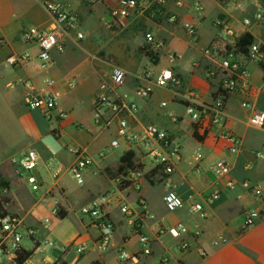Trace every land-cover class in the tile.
<instances>
[{
  "label": "crops",
  "instance_id": "obj_1",
  "mask_svg": "<svg viewBox=\"0 0 264 264\" xmlns=\"http://www.w3.org/2000/svg\"><path fill=\"white\" fill-rule=\"evenodd\" d=\"M48 1L50 0H37L38 7L41 4L46 13L47 11L45 9V4ZM53 1L61 2L70 12L81 17V8H78L76 10L73 9L70 0H53ZM80 1L83 4L92 3L95 6L102 5L101 6L102 9L108 7L107 6L108 2L106 0H92V2H87L84 0H80ZM142 1H146V0H142ZM213 1L215 2L218 8V12L216 14V19L211 23L210 26L211 33L208 40L205 41L206 44L199 43L202 40V30L200 31L199 27H201L203 22H205L206 16L203 17L202 23L198 20L195 23L194 18H191L189 14L191 8L194 7L197 2H200L204 8V11L202 14H198V15H204L205 7L202 4V0H185L184 6L180 8L168 4L164 7L165 13L156 15L155 17L154 15L147 16L145 15V13L138 12L136 15L130 17L127 21L121 24H115L111 28L110 32L107 33L108 35L107 37H105L107 39L106 44H104L105 46L111 47L113 46V43H115L117 46L118 45L125 46L124 49L126 52L128 51L127 53L129 54L128 62L122 60V62L116 66H112L111 64L106 63L107 65L111 66V70L109 69L110 71L109 70L107 71L109 72V75L114 67H118L126 71L127 79L122 88L125 87L130 88L132 93L135 95L134 93L135 89L140 85H144V81L142 80L141 77L144 75L145 72H150L152 73L153 76H157L164 69H172L176 74L179 75V77L183 82V87L180 90H177L178 92L171 90L170 91L164 90L166 92L172 93L171 94L172 96L170 97L171 101L169 103L166 102L165 100H160L156 102L155 105L154 94L150 99L139 98L145 103V105L142 108H139V106H137L138 111L134 115H127V119L129 120L131 126L135 130H139L143 126L148 124H154L161 129L163 128V130L165 131L168 130L167 132L169 133V135L177 143H179L176 137V132H174L172 129L169 128L171 127L172 124H178L179 121H181L182 123L183 117H181V115L176 114V112H174L172 108L171 110H164L167 107V105H169V107L175 105L178 107H183L185 109V107L188 105V102L184 99V95L187 91H193L197 98V102L200 104L210 103L213 100L219 86L220 77L217 75L214 76L213 78H208L207 71L210 67L209 66L210 63L208 60L205 59L203 55V51L216 38L217 30L215 28V23L217 20L219 19L228 20L230 22V25L236 30L239 36H243L246 33L251 34L255 38L254 43L260 45L264 50V26L261 24H253L249 28L244 27L243 20L245 18L243 20H239L238 17H236L235 15L237 11L240 10L234 8V5L240 3L243 6L242 3L243 0H226L227 4H220L216 0ZM254 1L258 6L256 14L259 12L262 13L263 12L262 2L260 0H254ZM37 2L34 1V3L29 4L25 2V0H18V1L2 0L1 3L4 6L1 9L4 10L7 6L10 7L11 5L13 6L16 4L18 8H23L25 10L28 9V11L30 10V12L35 10L37 12L38 11ZM241 10L242 11L245 10L244 6L243 9ZM171 14L177 15L178 24L171 25L168 23V17ZM184 16L188 17V19L190 18L191 20H193V23L191 22L192 24H190V26H195L198 29L199 39L197 41H193L192 39H190L185 29L184 31L185 34H183L184 38L185 37L189 38L194 42V44H190L188 42L186 53L182 52V54L178 56V52L174 48L175 46L174 43L176 39L180 40V37L182 36L183 33L182 29H184V23H183ZM2 17L3 16L0 15V38H5L6 40H9L10 35L8 34L12 32L16 33L14 39H11L14 40V42L6 46H3L2 53H5L7 51V54L4 56V62H5V57L8 54L15 51L18 52L17 47L19 43L22 42L20 37L25 27H20V28L16 27L10 20L5 19L6 21H3L4 19H2ZM49 22H50V17L46 25H48ZM38 27H43V26L39 25ZM119 32H124L128 35L126 36L125 39L129 42L130 41L132 42L131 47L133 49L131 51H129L131 48L128 46L129 42L123 41L124 40L123 38L118 39ZM146 34H152L157 40L162 41L164 47L158 51L155 50L153 47L148 46L145 40ZM81 42H79V40H76L75 37L73 36L68 37L65 39V49H67L66 47H68L67 45L69 44L71 45L74 44L75 46H77L76 44L79 45ZM95 43H97V41H95ZM147 52H150L152 54V57H149L147 55ZM168 54H173L176 56L175 63L171 64L169 62ZM241 54L242 53L239 54L238 58H241L242 60L245 61L246 58H244V56ZM162 58L166 61H162L161 60ZM31 63L32 61L29 62L22 69L25 70ZM101 63L103 62L100 61L97 63L96 66H92V68H94L97 73H101V70L97 68ZM249 67L251 70V80L253 86V100L256 103L257 108L264 111V70L262 69L259 63H249ZM77 69L78 68H74L71 72L75 73ZM107 72L104 73V76L107 74ZM52 80H54L55 82L54 86H55L56 81L55 79ZM31 84L35 86L34 83ZM104 95L109 97H114V94L111 93L110 91L101 92L95 95L93 105L98 96H104ZM115 95L121 96L122 98L125 99L126 102L130 103V101H127V98L122 96L121 93L118 92V90L115 92ZM237 100L241 101V98L239 96L231 97L228 100L226 107L228 129L232 134L241 138L243 142V146L240 152L233 157L227 156L226 154L221 152L219 148V144L221 141L217 140L216 136H211V133L206 137H199V138L195 137L193 130L191 128V124L190 122L188 123L187 133L191 135L195 140V145L193 147L192 154L195 150H198V152L201 154L200 165L202 167V173L197 174L195 172L194 170L195 163L193 166L188 168L187 164H185V162L182 161V163H180L179 166L177 167L176 172L170 178V182L172 183V187L185 200L186 204L184 209L187 215L189 216V218L177 219L175 222L169 223L164 219H162L161 217H158L154 213L157 217V220L147 221L145 228L141 232L142 234L148 236L152 240V248H153L152 255L150 257L145 258L142 264H149L153 260H155L153 264H159L160 259L165 255H168L170 257V264H264V215H262V219L258 221L254 226L244 230L245 213L252 210H260V209L264 211V202L256 200L252 192L244 189L242 184L245 180H247L250 182L251 186L260 188V190H262L263 193H264V189L260 185L261 184L260 180L255 179L253 177L254 176L253 173L250 172V169L253 166L251 162L254 163L259 162V160L256 159V153L259 151L256 152L253 151V149L250 150L247 147V143H246L247 135L245 132H242V130L239 127L240 120L235 119V117L232 116L230 113V109L234 108L233 104ZM162 103H165L166 105L162 106L161 105ZM151 104L155 105L154 108L156 109L153 108L154 111H152L151 108H149V106L151 107ZM61 109L66 111V109H64L60 105L59 110L62 111ZM184 114H186V112ZM171 115H175L179 117L178 123H174L172 121ZM250 115L251 112L247 118V123H246V126L248 128H249L248 119ZM109 116H110L109 113H105L103 115V118L101 119L100 118L98 119L97 116L95 119V123L101 126L102 125L101 120L103 119V121L108 122ZM67 117L69 118V114H67ZM64 121L61 122L59 129L56 128V131L54 130L51 132L52 136L49 137H51L55 141V146H50V144L47 143L50 151L48 155L45 156H49L50 157L49 159L56 158L66 168H69L75 161V158L71 153V149L69 150L72 156V160L70 162H63V160H61V152L58 150L59 147L61 146L63 147L65 145L62 139V134H64L65 132ZM260 131L264 132V129ZM260 146L264 148V140H262ZM80 147L85 148L88 155L94 160V164L87 169L88 172L87 176H89V178H87V181H85L86 184L84 183L83 190L81 191L80 200H84V203L82 205L83 206H85L84 204L87 205L91 199L101 196L106 192H116V194L118 195L125 192L123 191L122 193H118L119 187L116 184L115 180L117 176L120 174L119 169L122 165L120 159L125 153L131 151V148L127 147L123 155H120L117 159L112 158L111 155L105 156L104 158H100V154L102 153V151H100L98 152V156H99V160H98L94 157L93 153L90 151V145L87 144L84 147L83 146ZM201 150L203 153L201 152ZM39 156L41 160L42 155L39 154ZM49 159L46 157V159L44 160L48 162ZM138 159L139 158L136 157L134 161L137 162ZM216 160L227 161L231 165L232 171L236 169H240L243 171H247L248 174H245L243 177L237 179V177L234 178L231 173V177L233 178V180L234 181L236 180L235 189L227 190L223 186L221 198L216 203L209 205L203 202L202 195L210 192L215 186L216 178L213 175V173L209 171V168L212 165H214L212 164V162H215ZM14 172L17 180L20 181V174H18V171L15 167H14ZM37 174H39V177L43 180V177L40 174L39 170L37 171ZM2 177L3 180L6 181L3 175ZM62 180L60 178L56 182V187L53 189L51 194H48L49 190L53 186L50 187L44 193V195L42 196V198L38 203L33 202L32 200L33 203L31 204L28 211H26V208L24 209L23 207L21 209L16 210L15 213H18V215L20 216L17 217H19L25 223L26 226L35 228V224L37 222L36 216L37 215L39 216L40 212L46 213L48 215L44 219V221L46 219L50 220L49 227L53 219L59 218V220L61 221L65 220V219H61L60 216L57 217L53 216L51 212L52 210L51 206L53 201L52 198L59 200L61 209L62 211L67 213V216L70 207H74V205L71 204L72 203L71 199L73 195L70 193V190L66 187V184ZM157 182H160L165 188L163 195L164 198L167 192V188L165 186L164 175L162 173V170L158 166L152 168L145 175V179L142 184V194L144 195L145 198L146 196L145 193H143V185L148 184L153 186ZM6 189H7V195H11L13 193L16 194V191H21V190L23 191V189L25 188H23L21 183L20 186L19 185L17 186L16 188L17 190L16 189L14 190V188L12 189V186L6 187ZM191 196H194V199H190ZM194 201H202L204 203V206L209 213L208 219L206 220L201 219L200 221L199 220L195 221L194 218L196 215L189 214L188 211L189 206ZM4 205L6 208V204ZM116 209L117 208L115 206L107 207V213L109 214V217L111 218L114 224L113 244L108 252L101 253L97 248L96 242L99 238L98 230H95L97 231V234L95 236L93 237L86 236L85 239L81 240V231L88 232L87 228L85 230L84 226H81L80 232H77L74 236L73 243H75L78 240H81L79 243H77V245L84 243L88 249L87 243L90 242L93 248L96 249L97 251L96 258L92 259V261L89 264H121L118 259V251L120 249L124 248L130 252H135V253L141 250L139 235L138 232L136 231V227L133 224V222L136 221L137 218L128 217L125 219H116L114 218V213ZM7 213L10 214L9 212ZM11 215L16 216V214L15 215L11 214ZM198 219L200 218L198 217ZM43 222L41 224H43ZM126 223L127 226L132 227V229H134L135 233L137 234L136 236L137 248L135 249L130 247L132 241L135 238L133 239V237H131L129 233H127V231L125 230ZM179 223L185 225L186 227L185 232L175 233L173 231H168L165 235L161 237L158 236L157 234L158 230L162 225L166 224L168 225V228L169 227L172 228ZM90 228L95 229L93 226H90ZM37 231L38 230L36 229V233ZM168 235H171L172 239L174 240L173 244H169L170 239L168 240L167 238ZM35 236L33 240L35 245L41 244L39 241L36 240ZM182 241H186L190 244V249L186 252H181L178 249V245ZM51 243L53 245H49V244L48 245L51 247H55V242H51ZM39 248L40 246L36 247L35 250L37 251L39 250ZM25 250L29 251L28 249ZM61 250L63 251V253H65L64 248H62ZM36 251H33V255L25 264H54L58 259L62 258L60 257L57 259L54 257L53 259L50 260L47 259L48 261L46 262L45 259H42V262L41 261L32 262L33 256ZM71 264H79V263L72 262Z\"/></svg>",
  "mask_w": 264,
  "mask_h": 264
},
{
  "label": "built area",
  "instance_id": "obj_2",
  "mask_svg": "<svg viewBox=\"0 0 264 264\" xmlns=\"http://www.w3.org/2000/svg\"><path fill=\"white\" fill-rule=\"evenodd\" d=\"M91 2L92 0H84ZM108 2V13L110 15V22L107 27L110 29L115 24H121L127 21L130 17L136 15L138 12L145 13L150 10V16L164 14V7L168 4L175 7H183L185 0H153L147 7L144 6L142 0H106ZM220 4H227L226 0H216ZM228 6V5H227ZM236 9H243L242 4L234 5ZM45 9L50 17L48 25L43 27L30 26L25 28L21 33L22 43L36 47V53H31L27 50L22 52H11L5 57L7 66L20 70L24 68L29 62L37 60L41 70H48L52 62V52L65 51V39L68 37H75L76 40L82 41L84 34L79 30L80 19L79 16L70 12L61 2L50 0L46 2ZM197 14H202L204 11L200 2L194 6ZM168 23L171 25L178 24V17L176 14H171L168 17ZM253 24H261L264 26V13L259 12L253 18H245L243 20L244 27H251ZM217 30L215 40L203 51L206 60L209 61L210 67L207 71L208 78L219 76V86L215 97L210 103L200 104L193 91H187L184 99L188 102L185 107L186 116L190 120L191 128L194 136L206 137L213 130L219 133L216 135L217 140L228 144V152L231 155H236L240 152L243 142L241 138L232 134L228 129L226 107L228 100L233 96L241 98V107L251 112L248 119V126L251 129H264V111L257 108L253 100V86L251 80V70L249 63H264L263 48L253 43L248 48L246 54H241L246 58L242 60L239 57L240 52L237 50L239 36L236 30L230 25L226 19H219L215 23ZM186 33L190 39L197 41L199 39L198 29L195 26H190L186 29ZM146 44L153 47L155 50H161L164 47L162 41L157 40L152 34H146ZM168 60L171 64L175 63L176 56L168 54ZM144 85L138 86L134 93L140 99H150L156 89H163L168 91L180 90L183 87V82L178 74L172 69H164L157 76H153L150 72H145L141 77ZM127 73L125 70L114 67L112 72L107 77L101 89L110 91L114 97L98 96L94 103V109L98 119L103 118L105 113H109L108 122L102 121V126L108 127L112 122L117 123V134L123 138L125 144L135 151L137 157L140 159L147 155L157 162V166L162 170L164 175L165 186L167 192L163 198L165 208L170 213H175L185 207V200L172 187L170 178L176 172L177 167L184 160L183 150L179 143H177L167 131L159 128L154 124L143 126L139 130H135L127 115H134L137 111L135 103H128L115 92L122 88L126 82ZM54 80L46 79L43 87L38 88L32 84L25 85L26 105L30 110L40 111L45 118L51 122H57L60 118H65L66 115L59 110L58 97L53 91ZM74 87V84H70ZM165 106V103L161 104ZM174 123H178L179 117L171 115ZM196 137V136H195ZM121 143L114 139L109 145L110 149L120 148ZM75 161L66 168L56 158H52L47 162V171L52 180V188L48 194H51L56 187V182L65 174L70 173L78 184H84V171L94 164V160L88 155L85 148L71 149ZM195 159L194 170L197 174L202 173L201 157L198 150L193 152ZM105 154L102 152L100 158H104ZM256 159L264 162V153L257 152ZM40 156L36 150H28L20 157H14L11 162L17 169L23 170L27 174L26 183L32 188L34 192L40 191L44 185V180L37 174ZM209 171L213 173L216 178L214 188L202 195L203 202L212 205L216 203L222 195V187L227 190L235 189V181L231 177V165L223 160L212 165ZM144 165L141 160L134 161L131 167L125 168L116 178L115 182L118 185V193L123 191L133 190L136 193L134 199L135 208H131L124 203V199L116 192H106L105 194L93 198L90 202L79 210V217L81 219L88 218L91 220L93 226L99 232V238L96 242L97 248L101 253L108 252L113 244L114 239V224L107 213V207L115 206L124 216L135 217L133 222L136 231L139 235L141 250L139 252H130L124 248L118 251V259L121 264H142L143 260L150 257L153 253L152 240L142 234V230L146 226L147 221H156V215L150 210L147 199L142 194V184L145 179ZM54 184V185H53ZM221 185V186H220ZM243 188L252 192L254 198L258 201L264 202V193L260 188L251 186L250 182L245 180ZM7 196V189H0V204L6 211L3 203V198ZM190 199H194L191 196ZM52 215L60 216L62 209L58 199L52 198ZM202 201H194L189 206V214L196 215L202 220L209 218V213L206 210ZM264 215L263 210H252L245 213L244 230L254 226L262 219ZM50 220L46 219L43 222V227H49ZM22 230L30 240H34L36 229L26 226L25 223L11 214L4 215L0 210V264H15V260L19 252L24 250ZM168 231L175 233H183L186 231L184 224L179 223L174 227L162 225L158 230V236L165 235ZM198 235V234H196ZM49 245H53L51 242ZM87 247L84 243L76 245L77 254L85 253ZM181 252H186L190 249V244L182 241L178 245ZM65 251V249H64ZM159 264H170V257L163 256Z\"/></svg>",
  "mask_w": 264,
  "mask_h": 264
},
{
  "label": "rangeland",
  "instance_id": "obj_3",
  "mask_svg": "<svg viewBox=\"0 0 264 264\" xmlns=\"http://www.w3.org/2000/svg\"><path fill=\"white\" fill-rule=\"evenodd\" d=\"M34 1L37 2V0H25V2L29 4L34 3ZM152 1L153 0H146L142 2H144V6L147 7ZM1 2L2 0H0V15L3 16V21L10 20L16 27L27 28L30 26L38 27L39 25L45 26L47 21H49V14L44 11L41 4L38 7V2L37 12L35 10L30 12L28 9L25 10L23 8H18L16 4L13 6L11 5L12 7L7 6L8 8L6 7L2 10L1 8L4 5ZM70 3L72 4V8L75 10L81 8V17L79 16V30L84 34V39L82 42L79 41L81 43L79 45L76 44L77 46L74 44L67 45V49H65L62 53L53 51L51 54L53 65H51L48 70H41L39 68V62L36 60H33L25 70H15L7 66L4 62V56L7 54V51L2 53L3 46L13 43L14 40L11 39H14L16 33L12 32L8 34L10 35V41L5 38H0V173L4 176L7 187L12 186V189L14 188L15 190L17 186H20L22 183L23 188L26 189V192L25 189H23V191H16V194L13 193L3 198V203L6 204L7 212L14 215L16 214V216H19L18 213H15L16 210L23 207L24 209L26 208V211H28L31 204L33 202L38 203L44 193L52 186V180L50 179L47 171V161L44 159H46V157L48 159L50 158L49 156H45L48 155L50 151L48 144H50V146H55V141L49 137L52 136L51 132L54 130L56 131V128L59 129L61 122L66 118L67 119L64 121L65 132L62 134L63 143L65 145L58 148L61 152V160H63V162H70L72 160V156L69 151L70 149L79 148L80 146L84 147L87 144L90 145V151L98 160V152L100 151H102L105 156L111 155L112 158L117 159L120 155H123L125 149L128 147L123 141V138L119 137L117 134L116 122H112L108 127L105 125L99 126L95 123L97 114L93 105L95 95L104 92V90L101 89V86L105 81H107V77L109 75V72L107 71L109 69L111 70V66L106 63L116 66L120 64L122 60L128 62V51H125V46H117L115 43H113V46L111 47L104 45L107 42L105 37H107V33L111 30V28L109 29L107 27L108 22L111 20L106 7L102 9V5L95 6L92 3L83 4L80 0H70ZM242 3L245 10L237 11L235 14L236 17H238L239 20H243L244 18L253 20L258 9L255 1L243 0ZM202 4L205 7L204 15H198L194 7L191 8L189 14L191 18H194L195 23L197 20L202 23L203 17L206 16L205 22L202 23L201 27H199L200 31L202 30V40L199 43L206 44L205 41H207L210 36V26L216 19L218 8L213 0H202ZM149 12L150 10L145 12V15L150 16ZM191 22L193 23V20L184 16V29H182V36L180 37V40L176 39L174 43V48L178 52V56L181 55L182 52L186 53L188 42L190 44H194L192 40L187 37H185V39L183 36V34H185V29L190 27V24H192ZM118 34V39L123 38V41L129 42L125 39L126 36H128L126 33L119 32ZM95 41H97V43H95ZM128 46H132L131 41ZM132 49L133 48L131 47L129 51ZM17 50L18 52L27 50L31 53H36V47L34 45L28 46L24 45L22 42L19 43ZM161 60L166 61L163 58ZM100 61L103 63L99 64L97 68L101 70V73H97L92 66H96ZM74 68H78L75 73L71 72ZM106 72L107 74L104 76V73ZM50 78L55 79L56 81L53 91L58 97L59 106L61 105L64 109H66V111L61 109L66 117L60 118L57 123L49 121L38 110H30L26 105L25 99L27 94L25 85L27 83H34L35 86L41 88L44 85V81ZM71 83L74 84V87L70 86ZM118 92L127 98V101L135 103L139 106V108H142L145 105V103L137 98L128 87L122 89L120 88ZM171 94V92L156 89L154 92V104L156 105V102L160 100H165L169 103L171 101ZM154 104H151V107L149 106L152 111L156 109L154 108ZM233 105L234 108L230 109V113L235 117V119L240 120L239 127L242 132H245L247 135V147L250 150L253 149V151L264 153V148L260 146V143L264 140V132L251 129L246 126L250 111L241 107L240 100L235 101ZM171 108L174 112H176V114L183 117L182 123L179 121L178 124H170L171 127L169 129L176 132V137L183 150V162H185L189 168L195 163V159L192 154L195 140L187 133L188 123L190 120L186 114H184L185 109L183 107L175 105L169 107V105H167L164 110H171ZM67 114H69V118L67 117ZM218 133L219 132L217 130H213L211 136H216ZM114 139L121 143L120 148H109V145ZM219 148L221 152L227 156H235L228 153L227 143L221 141ZM28 150H36L40 155H42L38 164V170L42 175L45 184L38 192H34L32 188L27 185V174L21 169H19L18 172V174H20V181L17 180L14 167L11 162L14 157L18 158ZM139 160L140 157L138 161ZM141 161L144 165V173H148L152 168L157 166V162L147 155H144V157L141 158ZM219 162L220 161L216 160L215 162H212V164L215 165ZM251 164H253V166L250 169V172L253 173V177L255 179L260 180V185L264 189V162H251ZM231 173L233 177H237V179L243 177L245 174H248L247 171L240 169H236ZM87 175L88 172L86 169L84 171V183L87 181V178H89ZM60 178L61 180L63 179L62 181L66 184V187L73 195L71 204H73L74 207H70L68 210V216L65 220L61 221L59 218L53 219L50 227L47 229H45L41 223L48 215L43 212H40L39 216L35 215L37 219L35 228L38 230L35 238L41 244L35 245V243L28 238L26 231L22 230V234L24 236L23 247L24 249H28L33 252L36 251V247L40 246L39 250L35 252L32 262H42V259H45L46 262L54 257L57 259L62 257L68 264H71L72 262L89 264L92 259L96 258L97 255L96 249L93 248L90 242L87 243L88 249L85 253L79 255L76 252L77 243H79L82 239H85L86 236L93 237L97 234V231H95L96 229L90 228V219H81L78 216V212L84 203V200H80L84 184H78L70 173H65ZM164 189V186L160 182H157L153 186L148 184L143 185V193H145L148 205L153 213L169 223L175 222L177 219H188L189 216L184 208L175 213H170L165 209L163 203ZM135 197L136 193L133 190H127L126 192L120 194V198H123L124 203L129 205L131 208H135ZM128 217L129 216L121 214L119 209L115 210L114 218L125 219ZM194 220L200 221L201 219H198V217L195 216ZM81 226H84L85 230L87 228L88 232L81 231V240L73 243L74 236L77 232H80ZM125 230L131 237H133V239L135 238L130 247L133 249L137 248V234L134 229L127 226L126 223ZM167 238L168 240L170 239L169 244H173L174 240L171 235H168ZM49 241L55 242V247L49 246ZM62 248L65 249V253L61 250ZM154 262L155 260L149 264H153Z\"/></svg>",
  "mask_w": 264,
  "mask_h": 264
},
{
  "label": "trees",
  "instance_id": "obj_4",
  "mask_svg": "<svg viewBox=\"0 0 264 264\" xmlns=\"http://www.w3.org/2000/svg\"><path fill=\"white\" fill-rule=\"evenodd\" d=\"M260 1L262 2L263 13H264V0H260ZM254 41H255V38L249 33H246L243 36H241L239 38L238 44H237L238 52H240L242 54H246L248 52L249 46H251L254 43ZM147 55L149 57H152V54L150 52H147ZM260 65H261L262 69L264 70V63H261ZM195 136L198 137L197 135H195ZM136 157H137V154L135 151H129V152L125 153L120 159L122 165L119 169V172L121 173L125 168L131 167L133 165ZM6 187H7V184L5 183L2 175L0 174V189L6 188ZM0 210H2L4 212V215L8 214L7 211H5L3 209V206L1 204H0ZM66 216H67V213L62 211L60 214L61 219H65ZM32 255H33V252H29L25 249L22 250L21 252L18 253L17 258L15 260V264H25L30 259V257ZM54 264H68V263L63 258H60Z\"/></svg>",
  "mask_w": 264,
  "mask_h": 264
}]
</instances>
